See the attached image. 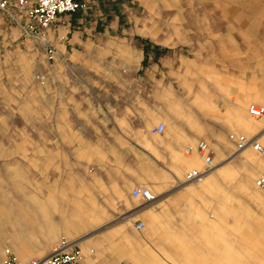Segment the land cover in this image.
<instances>
[{"label": "rangeland", "instance_id": "374dc122", "mask_svg": "<svg viewBox=\"0 0 264 264\" xmlns=\"http://www.w3.org/2000/svg\"><path fill=\"white\" fill-rule=\"evenodd\" d=\"M79 1L69 16L111 29L74 66L60 55L49 65L40 41L0 11V247L26 260L62 234L114 264H264V191L254 185L264 155L228 137L264 129V112H246L250 102L264 108V0ZM68 87L106 93L80 107L78 93L65 103ZM129 115L180 133L178 155L197 162L183 172L202 169L194 148L206 141L211 170L180 186L140 183L152 206L132 186L111 195L95 186L101 124L118 120L123 148ZM256 141L264 147V133Z\"/></svg>", "mask_w": 264, "mask_h": 264}, {"label": "crops", "instance_id": "0c3cea01", "mask_svg": "<svg viewBox=\"0 0 264 264\" xmlns=\"http://www.w3.org/2000/svg\"><path fill=\"white\" fill-rule=\"evenodd\" d=\"M78 21L80 19L69 16V13L59 14L48 33L50 41L57 50L56 57L60 55L67 66L81 65L90 48L100 47L103 43L100 40L111 29L110 26L99 29L100 26L98 27L95 23ZM66 74H68L67 71ZM73 91L70 87L65 88L63 92L65 103L70 105L71 95L78 93L80 107L86 101V96L92 94L91 92H95L97 95L106 93L104 88H80L77 93ZM73 104L76 105V102ZM103 108H105V104H103ZM102 123L101 125L106 129H104V138L99 142L102 143V146H99L102 156L98 157L95 165V186H103L104 191H108L110 195L117 190L116 186H133L142 182H147L151 186H180L184 180V168L197 163L193 158L178 155V150L183 144L182 140L178 138L180 133L162 131L155 133L158 134V137H154L144 123H136L129 115V118L124 120V126H127L129 131L128 144L121 148L118 135L121 125L118 124V120L104 119ZM155 123L153 122L151 126ZM263 133L264 129H258L255 132L256 139ZM186 134L192 136L194 132L187 130ZM121 189L123 190L124 187ZM117 200L120 198L117 197ZM152 202L149 203L150 206L154 205ZM134 204L133 207L136 206V203ZM133 207L125 208V211H131ZM135 209L137 210L136 207ZM133 216L125 215L124 218L130 220ZM72 239L77 240L78 244L82 246L79 238ZM18 254L22 256L21 251ZM82 264H114V260L113 258L96 257L93 253L85 252Z\"/></svg>", "mask_w": 264, "mask_h": 264}, {"label": "built area", "instance_id": "2783aa9c", "mask_svg": "<svg viewBox=\"0 0 264 264\" xmlns=\"http://www.w3.org/2000/svg\"><path fill=\"white\" fill-rule=\"evenodd\" d=\"M85 4L79 0H0V11L17 24L19 30L25 36L38 39L45 61L51 65L57 55V50L48 37V33L57 16L62 13L74 12ZM247 114L252 118L260 117L264 108L250 102L246 106ZM164 122L159 120L150 127L153 133H161ZM229 139L235 149L250 145L258 154L264 155V147L251 136L242 133L229 132ZM195 151L202 160V169L191 168L184 172V180H194L200 173L211 167V151L206 141L199 139L195 144ZM190 146H186L183 153L188 154ZM254 185L264 191V174H258L254 178ZM131 197L137 198L141 203L154 200L155 194L144 184L133 185L129 190ZM132 225L135 229H141L143 222L134 219ZM0 264H82V253L79 244L64 235H59L52 243L48 251L39 257L30 256L21 260L8 245L0 247Z\"/></svg>", "mask_w": 264, "mask_h": 264}, {"label": "bare ground", "instance_id": "6f19581e", "mask_svg": "<svg viewBox=\"0 0 264 264\" xmlns=\"http://www.w3.org/2000/svg\"><path fill=\"white\" fill-rule=\"evenodd\" d=\"M248 145H246V146H244V147H242V148H240V149H237V150H243L244 148H246ZM211 168L212 167H210L206 172H202V173H200L197 177H195L194 178V180H200V179H202L203 177H204V175L209 171V170H211ZM191 181H193V180H191ZM153 201V200H152ZM151 201V202H152ZM77 243H78V241L77 240H75ZM80 249H81V246H80ZM81 251H82V249H81Z\"/></svg>", "mask_w": 264, "mask_h": 264}]
</instances>
